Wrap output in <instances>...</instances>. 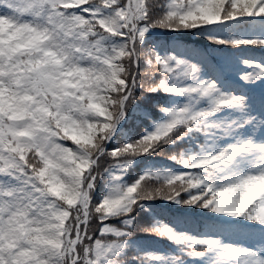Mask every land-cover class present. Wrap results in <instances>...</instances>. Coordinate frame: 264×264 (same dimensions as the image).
Instances as JSON below:
<instances>
[{"label": "snow or ice", "instance_id": "obj_1", "mask_svg": "<svg viewBox=\"0 0 264 264\" xmlns=\"http://www.w3.org/2000/svg\"><path fill=\"white\" fill-rule=\"evenodd\" d=\"M0 264H264V0H0Z\"/></svg>", "mask_w": 264, "mask_h": 264}, {"label": "trees", "instance_id": "obj_2", "mask_svg": "<svg viewBox=\"0 0 264 264\" xmlns=\"http://www.w3.org/2000/svg\"><path fill=\"white\" fill-rule=\"evenodd\" d=\"M253 54L256 55V56H259L260 55V53H259L258 50H256ZM141 131H143V129H141ZM157 159H161V157H157Z\"/></svg>", "mask_w": 264, "mask_h": 264}]
</instances>
